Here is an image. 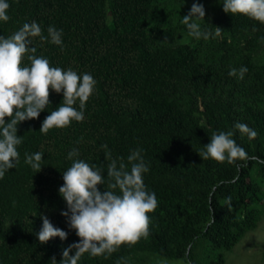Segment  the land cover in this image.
Here are the masks:
<instances>
[{"label":"trees","instance_id":"obj_1","mask_svg":"<svg viewBox=\"0 0 264 264\" xmlns=\"http://www.w3.org/2000/svg\"><path fill=\"white\" fill-rule=\"evenodd\" d=\"M192 1L7 0L10 18L0 21V36L36 22L47 37L54 26L62 30L63 50L50 38H30L37 57L88 73L96 83L82 122L41 133L64 99L50 90L39 117L18 125L19 163L0 178V264H50L53 256L60 264L62 250L79 242L61 215L67 203L59 193L73 149L78 159L102 168L101 192L107 187L106 153L127 163L131 151L141 149L149 169L143 182L157 198L147 237L111 254L85 253L78 264H150L152 258L226 264L258 228L264 216V24L225 13L220 1L199 21L213 35L196 39L182 23ZM215 27L222 29L219 36ZM29 63L26 55L23 66ZM241 67L248 69L242 79ZM233 68L236 76L229 75ZM75 107L80 110L78 101ZM237 122L257 136H241ZM221 131H235L246 158L201 159L198 153ZM41 151L38 173L25 163V153ZM41 216L67 232V240L41 243Z\"/></svg>","mask_w":264,"mask_h":264},{"label":"clouds","instance_id":"obj_2","mask_svg":"<svg viewBox=\"0 0 264 264\" xmlns=\"http://www.w3.org/2000/svg\"><path fill=\"white\" fill-rule=\"evenodd\" d=\"M221 3L227 14L246 16L264 24V0H221ZM9 7L7 0H0V21L9 20ZM199 21L205 22V8L200 3H193L182 17V23L190 36L207 40L213 33L202 30ZM221 31L215 27L216 36ZM35 37L41 42L50 38L52 44L63 50L62 30L54 26H49L47 37L43 36L36 22L25 23L9 37L0 36V178L19 163L17 146L23 142V137L17 135L18 125L39 117L50 104V90L62 92L64 99L43 121L40 132L45 135L50 129L65 128L72 121L84 120L83 109L96 83L88 73L81 76L71 68L65 71L52 67L46 58L37 57L36 48L30 47V38ZM26 55L30 63L23 66ZM247 71L246 67L239 69L241 79ZM229 75L236 76L237 69H231ZM77 101L80 110L75 107ZM234 130L249 139L257 136L255 130L241 122L235 123ZM235 131L213 132L210 143L198 153L201 159L232 162L246 158V151L233 139ZM102 147L107 149V145ZM141 152V149L131 151L127 163L123 158L113 159L110 152L106 153L110 163L107 166V187L103 192L98 188L106 182L102 168L78 159L80 154L76 149L68 153L72 164L63 172L64 185L59 188L67 203V211H62L61 215L80 240L62 250L60 264H78L85 253L93 257L111 254L118 247L134 244L149 235L148 214L156 209L157 198L144 185L143 174L149 169ZM43 157L42 151L25 153V163L39 173ZM41 219L42 228L37 234L41 243L55 237L67 240V232L54 227L46 216ZM73 251L75 255H70ZM50 264H57L55 256Z\"/></svg>","mask_w":264,"mask_h":264},{"label":"rangeland","instance_id":"obj_3","mask_svg":"<svg viewBox=\"0 0 264 264\" xmlns=\"http://www.w3.org/2000/svg\"><path fill=\"white\" fill-rule=\"evenodd\" d=\"M221 0H193L205 8V14H212ZM152 264H186L183 260L158 261L152 258ZM150 263V264H151ZM226 264H264V216L258 228L249 233L229 254Z\"/></svg>","mask_w":264,"mask_h":264}]
</instances>
